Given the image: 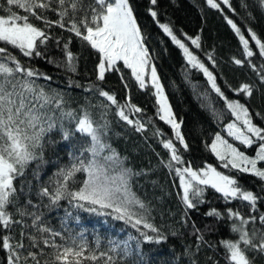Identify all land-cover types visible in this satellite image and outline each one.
<instances>
[{
	"label": "snow or ice",
	"instance_id": "snow-or-ice-1",
	"mask_svg": "<svg viewBox=\"0 0 264 264\" xmlns=\"http://www.w3.org/2000/svg\"><path fill=\"white\" fill-rule=\"evenodd\" d=\"M222 2L231 7L229 0ZM258 2L264 8V0ZM156 3L157 0H151L153 6ZM207 3L212 8H220L217 0H207ZM14 9H20L24 14ZM49 11L58 18L49 19L46 15ZM0 12L3 13L0 14V44L19 50L25 57L43 56L40 47L52 39L49 29L55 25L73 33L99 53V81L104 80L107 71L116 69L118 61H123L143 89L146 87L147 70L150 69V83L155 88L159 119L170 125L176 141L185 150L188 148L180 131L181 123L176 121L159 82L156 67L150 63V54L144 46V37L129 0H92L87 7L84 6V0H4V3H0ZM150 14L154 18L157 16V12L151 9ZM33 18L41 21L43 27L33 23ZM228 23L239 37L244 55L252 57L254 52L250 48L249 39L231 19H228ZM160 27L183 49L188 63L203 71L211 88L225 100L227 109L235 118L225 125L227 137L233 142L217 132L209 145L211 152L224 169L252 174L264 180V168L258 167V163L264 162V127L253 122L249 109L244 104L230 101L224 96L213 73L174 35L168 24H160ZM247 32L258 48L259 55L264 57V41L251 28ZM188 39L197 48L200 47L198 36ZM63 47V66L74 72L76 57L69 50L68 43ZM208 58L213 59L211 55ZM233 62L237 65L244 63L235 57ZM252 67L256 70L255 65ZM260 68L264 73V64ZM40 79L51 80V77L31 67H25L8 47H0V229L9 231L13 224H21L23 229H33L39 234L37 236L22 230L21 240L15 244L11 235L0 236V247L9 253L7 264H21V260L28 264L29 259L33 264H40L38 256L44 254L41 244L55 250L54 264H71L70 256L83 257L93 262L103 259V264H123L129 258H133L132 264H148L142 245L159 244L167 237L150 222L149 205L134 191L133 178L141 173L127 167V157H122L108 142L111 132V122L107 119L108 105L101 103L92 106L100 110L98 117L89 107L81 106L79 111L66 107L65 94L46 88L38 82ZM260 79L264 81V74L260 75ZM92 88L98 91L100 97L116 106V114L121 120L133 126L137 132L145 131L144 122L130 118V115L141 112L140 108L131 105L130 101L124 105L119 104L114 94L100 89L98 85H93L88 90L91 91ZM236 91L248 96L252 94V88L247 84ZM125 108H128L127 113ZM212 111L220 118L215 109ZM54 130L60 132L62 140L74 141L73 151L69 152L70 163L58 169L49 183L41 186L34 195L41 201L47 198L48 206L57 205L61 200L67 199L75 208L98 215H111L115 220L130 225L138 235L129 233L124 239H109L107 251H100L102 240L97 236L93 251L90 250L83 231L77 236L65 237L63 232L56 231L45 223L44 213L37 211L40 205L33 202V186L26 173L33 163L39 169L43 162L46 137ZM157 133L159 134V130ZM234 142H239L246 149L255 146L254 156L241 151ZM161 143L170 152L169 160L164 166L174 171L179 179L181 200L186 213L205 202L204 193L209 187L221 194L225 201L247 202L255 212L257 201L261 198L253 191L244 189L235 176L219 171L211 164L198 170H194L190 164L178 167L184 161L173 140L164 139ZM78 173H82L84 179L79 181V187H71L77 184ZM33 175L38 176V172ZM21 197L24 198L23 203ZM10 208H15L22 219L14 220ZM205 215L217 219H223L226 215L233 221L230 231L237 238L219 241L224 250L226 264H254V258H250L249 253L264 254V213L258 217H245L239 210L232 208H228L226 213L213 208ZM24 217H30L31 223L23 220ZM257 220L262 227H253L250 231L248 225H255ZM193 229L198 241V251L200 243L206 242L194 223ZM25 237L29 241L27 250L23 243ZM57 237L63 243H58ZM209 247L216 246L210 244ZM33 248L39 249V252L32 251ZM25 250L26 255H22ZM86 251L89 254L84 256ZM95 252L98 254H94ZM44 264H48V261H44ZM76 264H80V261L77 260Z\"/></svg>",
	"mask_w": 264,
	"mask_h": 264
},
{
	"label": "trees",
	"instance_id": "trees-1",
	"mask_svg": "<svg viewBox=\"0 0 264 264\" xmlns=\"http://www.w3.org/2000/svg\"><path fill=\"white\" fill-rule=\"evenodd\" d=\"M91 2L92 0H84V6L87 7ZM220 2V8L217 9L210 7L207 0H157L155 6L151 4V0H129L144 37V46L148 49L150 60L156 67L172 112L181 123L180 131L188 144L186 150L176 141L171 126L159 119L157 114L159 105L154 87L146 84L145 88H140L131 69L126 68L123 61L117 62L118 70L107 71L104 80L99 81L97 79L99 53L73 33L55 25L49 29L52 39L40 47L43 53L41 57H25L19 50L0 44V47H8V50L16 55L25 67H31L50 76L51 80L40 79L38 82L46 88L63 92L67 101L66 107L77 111L81 106L89 107L98 117L100 110L92 106L101 103L108 105L107 119L111 122L108 142L122 157H127V167L141 173L133 178L134 191L149 205L150 222L167 237L159 244L142 245L148 264H216V262L226 264L224 250L220 247L219 241L237 238L230 231L233 221H230L226 215L223 219H217L206 216L205 213L213 208L221 213H226L228 208H232L239 210L245 217L250 215L258 217L264 213V180L252 174L224 169L210 150L209 145L215 134L220 132L221 135H226L225 125L235 119L227 109L225 100L211 88L203 71L188 63L183 49L174 43L160 27V24H169L175 34L191 47L199 60L213 73L224 96L228 100L242 102L249 109L253 122L264 127V81L260 79V75L264 74L260 68L264 64V57L259 55L258 48L247 32V29L251 28L264 41V8H261L258 0H229L231 7L225 5L222 0ZM0 3H4V0H0ZM150 9L157 12L155 18L150 14ZM14 11L24 14L20 9H14ZM0 14L3 13L0 12ZM46 15L51 20L58 18L51 11ZM230 17L249 39L250 48L254 52L252 57L244 55L239 37L228 23ZM32 22L43 27L41 21L33 18ZM197 36L200 38L199 48L188 39ZM65 43L69 44V50L76 57L74 72L63 66ZM209 55L212 56V60L208 58ZM234 57L243 60L244 63L235 64ZM252 65L256 66V70H253ZM244 84L251 86V96L236 91ZM93 85H98L100 89L114 94L121 105L130 101L131 105L140 108L142 111L130 115V118L144 122L145 131L137 132L133 126L121 120L116 114L115 105H111L105 98L100 97L95 88L88 90ZM213 109L220 114V118L213 114ZM125 112H128V108H125ZM164 139H172L179 150L184 164L177 165L178 167L190 164L194 170H198L211 164L217 170L235 176L244 189L253 191L261 198L257 201L255 212L247 202L225 201L221 194L209 187L204 193L205 202L198 204L195 209L187 210L186 213L181 200L182 189L179 187V179L174 171L164 166L170 156L169 150L165 149L161 143ZM229 139L231 141V138ZM46 140L43 162L39 169L36 163H33L26 173L27 179L33 186V202L40 205L37 211L44 213L45 223L52 229L63 232L65 237L77 236L83 231L90 250L93 251L97 236L102 240L100 251H107L109 239H124L129 233L138 235L130 225L115 220L111 215H98L75 208L67 199L61 200L57 205L48 206L47 198L41 201L34 195L41 186L49 183L58 169L69 165V152L73 151L74 141L62 140L58 130L50 133ZM234 143L242 151L255 152V146L246 149L239 145V142ZM258 166L264 168V162L258 163ZM34 172H38V176H34ZM83 179L84 175L78 173L77 184L71 187H79V181ZM23 200L24 198L21 197V203ZM9 211L13 213L14 220L22 219L15 208H10ZM23 220L31 223L30 217H24ZM193 223L200 229L206 242L200 243L198 251ZM253 227L261 228L262 226L257 220L255 225H248L250 231ZM22 230L39 236L33 229H23L21 224H13L9 231L0 229V236L11 235L14 238L12 242L15 244L21 240ZM56 239L58 243H63L59 237ZM23 243L27 250L29 245L27 237L24 238ZM210 244L216 247H209ZM40 247L44 249V254L38 256L40 264H44V261L54 264L55 250L44 247L43 244ZM26 250L22 255H26ZM31 250L39 252L36 248ZM8 254L0 247V264H7ZM88 254L86 251L84 256ZM249 256L254 258V264H264V254L249 253ZM132 259L129 258L123 264H132ZM77 260L80 264H103V259L93 262L83 257H69L71 264H76ZM21 264H24L23 260ZM28 264H33L31 259Z\"/></svg>",
	"mask_w": 264,
	"mask_h": 264
},
{
	"label": "rangeland",
	"instance_id": "rangeland-1",
	"mask_svg": "<svg viewBox=\"0 0 264 264\" xmlns=\"http://www.w3.org/2000/svg\"><path fill=\"white\" fill-rule=\"evenodd\" d=\"M217 3H219L220 5H221V2H220V0H217ZM229 19H231L236 25H237V23L235 22V20L232 18V17H230ZM165 24H167V23H165ZM169 25V24H168ZM170 26V25H169ZM238 26V25H237ZM171 27V26H170ZM239 27V26H238ZM173 30V29H172ZM173 33H174V35H176L175 34V32L173 31ZM177 36V35H176ZM177 38L178 39H180L178 36H177ZM181 40V39H180ZM181 42L182 43H184L188 48H189V50L193 53V55H195L196 56V54L194 53V51L191 49V47L186 43V42H184V41H182L181 40ZM199 59V58H198ZM150 63L153 65V63H152V61L150 60ZM211 72V71H210ZM158 75V74H157ZM159 82H160V80H159ZM146 84H151L150 83V69L149 70H147V73H146ZM160 84H161V82H160ZM152 85V84H151ZM162 85V84H161ZM155 89V88H154ZM164 90V89H163ZM164 94H165V92H164ZM166 95V94H165ZM167 97V96H166ZM167 101H168V99H167ZM230 101H233V100H230ZM234 101H237V100H234ZM169 103V102H168ZM241 104H243L242 102H240ZM170 105V104H169ZM176 119V118H175ZM176 121H177V119H176ZM178 122V121H177ZM222 136H225V138H227V139H229L228 137H227V134L226 135H222ZM230 140V139H229ZM231 142V141H230ZM242 151V150H241ZM246 152V151H245ZM254 153L255 152H251V153H248V152H246V154L247 155H249V156H254ZM259 167V166H258Z\"/></svg>",
	"mask_w": 264,
	"mask_h": 264
}]
</instances>
